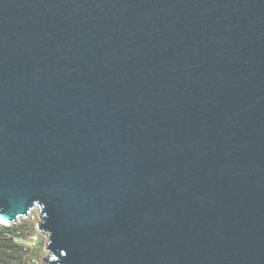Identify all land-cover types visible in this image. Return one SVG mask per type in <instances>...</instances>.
Listing matches in <instances>:
<instances>
[{
	"label": "water",
	"instance_id": "95a60500",
	"mask_svg": "<svg viewBox=\"0 0 264 264\" xmlns=\"http://www.w3.org/2000/svg\"><path fill=\"white\" fill-rule=\"evenodd\" d=\"M40 264H264V0H0V221Z\"/></svg>",
	"mask_w": 264,
	"mask_h": 264
},
{
	"label": "trees",
	"instance_id": "16d2710c",
	"mask_svg": "<svg viewBox=\"0 0 264 264\" xmlns=\"http://www.w3.org/2000/svg\"><path fill=\"white\" fill-rule=\"evenodd\" d=\"M29 219L0 225V264H35L34 250L29 242L36 232Z\"/></svg>",
	"mask_w": 264,
	"mask_h": 264
},
{
	"label": "rangeland",
	"instance_id": "374dc122",
	"mask_svg": "<svg viewBox=\"0 0 264 264\" xmlns=\"http://www.w3.org/2000/svg\"><path fill=\"white\" fill-rule=\"evenodd\" d=\"M27 219H29L30 223L36 225V223L38 222L37 212L36 211L31 212ZM33 236H36L37 240L34 241L35 242L34 244L30 242L29 246L32 248H35V250H34V262H35V264H40L42 258H44L46 256V253L43 250V247L45 244V238H44V236H42L38 233H35Z\"/></svg>",
	"mask_w": 264,
	"mask_h": 264
},
{
	"label": "built area",
	"instance_id": "2783aa9c",
	"mask_svg": "<svg viewBox=\"0 0 264 264\" xmlns=\"http://www.w3.org/2000/svg\"><path fill=\"white\" fill-rule=\"evenodd\" d=\"M0 225L7 226V225H5V224H4L3 222H1V221H0ZM36 240H37L36 236H33V237L31 238L30 242L34 244V243H35L34 241H36ZM30 242H29V243H30Z\"/></svg>",
	"mask_w": 264,
	"mask_h": 264
}]
</instances>
